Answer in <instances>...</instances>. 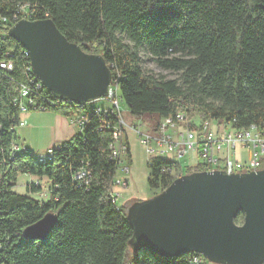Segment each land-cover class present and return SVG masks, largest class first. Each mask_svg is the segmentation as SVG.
<instances>
[{
	"label": "trees",
	"instance_id": "16d2710c",
	"mask_svg": "<svg viewBox=\"0 0 264 264\" xmlns=\"http://www.w3.org/2000/svg\"><path fill=\"white\" fill-rule=\"evenodd\" d=\"M19 3L36 6L31 20L51 19L67 41L101 55L111 78L120 77L121 100L133 117L148 115L155 126L185 111L201 121L264 129V0H0V17L11 19ZM7 31L0 38V59L12 51L19 65L24 48ZM147 56L176 78L143 67ZM15 94V85L0 72V264H191L193 253L163 258L146 249L132 251L127 210L140 200L126 199L115 210L108 194L111 133L98 130L93 114L82 134L61 143L52 161L39 163L27 149L11 155L18 138L12 130L19 118ZM79 110L87 111L74 103L49 111L71 118ZM82 160L90 164L88 185L72 179ZM168 166L163 160L148 166V185L156 193L174 180L160 172ZM205 170L193 165L187 173ZM23 174L48 180L47 201L32 196L41 192L34 183L25 194L13 191ZM47 213L57 217L49 236L24 239L22 231ZM242 219L240 213L235 222Z\"/></svg>",
	"mask_w": 264,
	"mask_h": 264
},
{
	"label": "water",
	"instance_id": "95a60500",
	"mask_svg": "<svg viewBox=\"0 0 264 264\" xmlns=\"http://www.w3.org/2000/svg\"><path fill=\"white\" fill-rule=\"evenodd\" d=\"M28 53L34 75L56 98L85 104L106 96L111 71L101 55L70 43L51 19L20 20L7 31ZM242 213L243 219L236 223ZM132 251L163 258L198 254L214 264L264 263V168L226 174L185 173L153 196L130 204ZM57 217L26 227V240L44 241Z\"/></svg>",
	"mask_w": 264,
	"mask_h": 264
},
{
	"label": "built area",
	"instance_id": "2783aa9c",
	"mask_svg": "<svg viewBox=\"0 0 264 264\" xmlns=\"http://www.w3.org/2000/svg\"><path fill=\"white\" fill-rule=\"evenodd\" d=\"M34 7L36 6L19 3L11 19L5 16L0 17L2 23L0 38L4 36L3 30L9 29L16 22L33 21L31 17ZM11 52H6L5 57L0 59V72L16 87L12 105L16 107L19 118L12 130L26 125L23 115L27 113L46 112L61 104H73L69 100L64 102L58 98L52 99L44 93V87L34 75L29 53L25 49L19 55V65L13 59ZM15 67H18L16 74ZM119 79V76L111 78L106 96L84 104L87 107L93 102L102 101L107 103L108 107L91 105L89 110L75 115L73 121L78 130L76 134H82L89 116L93 114L97 118L98 130L111 133L108 149L110 160L114 163V171L108 194L116 211H119L123 203L122 191L129 185L130 149L127 130L137 137L139 145L145 152L148 166L156 160L172 163L171 167L160 169V172L168 179H176L183 174L180 161L185 155H188L192 161L188 167L203 165L206 171L220 170L226 174H233L264 168V129L256 124L237 128L233 121L219 119L201 121L198 116H190L185 111H177L173 115L162 117L155 126L151 124L149 118H144L145 116L134 117L137 120L131 125L127 124L120 110L122 100ZM74 105L78 104L74 103ZM61 149V144L53 145L42 154L33 155V157L39 163L49 162L52 161L54 153ZM24 150L13 142L11 155ZM242 153L245 155L244 160L241 158ZM89 165L82 160L80 167L72 173V179L88 185ZM211 167L213 168L210 169ZM205 262L206 259L198 254H193L190 258L191 264H206Z\"/></svg>",
	"mask_w": 264,
	"mask_h": 264
},
{
	"label": "rangeland",
	"instance_id": "374dc122",
	"mask_svg": "<svg viewBox=\"0 0 264 264\" xmlns=\"http://www.w3.org/2000/svg\"><path fill=\"white\" fill-rule=\"evenodd\" d=\"M143 67L149 68L155 74L162 73L168 78H176L177 76L174 73L165 72L157 68L154 62L149 60L148 56L144 58ZM91 105L108 107L107 103L102 102V101H97V102H93L92 104H89L86 107V110H89L91 108ZM120 110L122 111L123 118L127 124L131 125L133 122L137 120L136 118H134L132 115L129 114V110L127 106L122 101H120ZM52 113L53 112L46 111V112H38V113L35 112L33 114H30L31 116H34L37 118L39 117L40 121L33 124L31 123L32 119H28L30 121H28V124L25 128H22V130L21 129L19 130V127H17L15 129L17 135L18 134L20 135L22 134L23 131L28 130V133L30 136L28 137V139L21 138L20 140H18L17 138L16 144H18L21 148L29 150L31 155L42 154L43 151H45L47 148L43 150L39 148V146L41 145L43 146L44 139H46L47 137V132L53 126L52 124L53 120L50 118L51 116H49V115H52ZM81 113H82L81 110L77 112V114H81ZM144 116H145L144 118L150 117L148 115H144ZM64 119L69 125L70 123L69 117L64 118ZM71 120L72 121L75 120L74 115L71 116ZM69 129H70V134H71L70 136H72L73 132H77V129L72 126L71 127L69 126ZM127 135H128V142H129L130 154H131L130 162H129L130 174H129V185L127 189L122 191L123 197L121 201H125L126 199H131V198H137L138 200L142 201L144 199H147L153 196L157 191L155 189H152L148 185L147 180H148L149 168L147 166V159H146V155H145L143 148L139 145L137 137L134 135V133H132L130 130H127ZM63 138L67 140L70 137L67 135ZM23 140H26L28 142L27 146L25 145L26 143L25 144L23 143ZM169 157L172 158V156H169ZM241 158L242 160L245 159L244 153H242ZM189 163H192V161L190 160V157H188V155H185L184 157L181 158L180 164L183 167V174L186 173ZM212 168L213 167H211L210 169ZM29 183L39 184V186L41 187L40 193L32 194L34 198L39 199L41 201H47L49 199L51 190H50L49 182L46 178H38V177L27 175V174L19 175L17 178L16 184L13 188V191L18 194H25V187ZM129 253L130 252L128 251V255ZM205 263L214 264L207 260Z\"/></svg>",
	"mask_w": 264,
	"mask_h": 264
},
{
	"label": "crops",
	"instance_id": "0c3cea01",
	"mask_svg": "<svg viewBox=\"0 0 264 264\" xmlns=\"http://www.w3.org/2000/svg\"><path fill=\"white\" fill-rule=\"evenodd\" d=\"M33 113H35V112H31V113H27V114L23 115V118L26 121V125L24 127L19 128V130L20 129L22 130V128H25L27 126L28 121H30L28 119H32L31 123H33V124L40 121L39 117L37 118V117H34V116L30 115V114H33ZM49 116H51L50 118L53 120V123H52L53 126L48 130L47 137H46V139H44L43 146L42 145L39 146V148H41L43 150L45 148L51 147L53 145L61 144V143L65 142V141L69 140L71 137H73L77 133V132H73L72 136H70L71 134H70L69 126L70 127L72 126V127L77 129V126L74 124V122L71 120V118H69L70 119V123L68 125V123L64 119L66 117L60 116V115H58L56 113H52V115H49ZM37 125H38V123H37ZM67 135L70 138L66 140L63 137H65ZM17 136H18V140H20L21 138L28 139V137L30 135H29L28 130H27V131H23L22 134H20V135L18 134ZM23 143L24 144L26 143L25 144L26 146L28 145V142L26 140H23ZM188 168L189 167H187V169ZM186 173H187V171H186Z\"/></svg>",
	"mask_w": 264,
	"mask_h": 264
},
{
	"label": "bare ground",
	"instance_id": "6f19581e",
	"mask_svg": "<svg viewBox=\"0 0 264 264\" xmlns=\"http://www.w3.org/2000/svg\"><path fill=\"white\" fill-rule=\"evenodd\" d=\"M44 152V151H43Z\"/></svg>",
	"mask_w": 264,
	"mask_h": 264
}]
</instances>
